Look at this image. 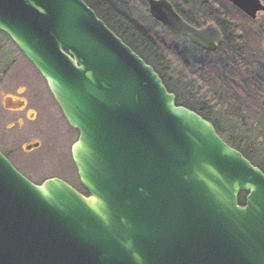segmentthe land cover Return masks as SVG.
<instances>
[{
  "label": "water",
  "instance_id": "water-1",
  "mask_svg": "<svg viewBox=\"0 0 264 264\" xmlns=\"http://www.w3.org/2000/svg\"><path fill=\"white\" fill-rule=\"evenodd\" d=\"M145 1L195 46L224 43L214 22ZM229 1L253 20L264 12L263 0ZM0 31L79 132L72 157L88 193L60 177L36 184L0 150V264H264V171L85 0H0Z\"/></svg>",
  "mask_w": 264,
  "mask_h": 264
},
{
  "label": "trees",
  "instance_id": "trees-1",
  "mask_svg": "<svg viewBox=\"0 0 264 264\" xmlns=\"http://www.w3.org/2000/svg\"><path fill=\"white\" fill-rule=\"evenodd\" d=\"M85 1L155 68L179 104L211 121L227 143L264 171V51L259 46L262 32L250 27L251 18L229 0H182L189 10L180 7L179 0H170L190 23L203 26L212 21L223 30V45L195 58L167 45L120 0ZM0 53L1 60L7 53ZM76 188L87 193L82 184ZM246 195L241 194L242 204Z\"/></svg>",
  "mask_w": 264,
  "mask_h": 264
},
{
  "label": "rangeland",
  "instance_id": "rangeland-1",
  "mask_svg": "<svg viewBox=\"0 0 264 264\" xmlns=\"http://www.w3.org/2000/svg\"><path fill=\"white\" fill-rule=\"evenodd\" d=\"M120 1L135 17L142 18L153 27L167 45L178 47L180 52H185L195 58L205 57V51L195 46L189 38L176 35L159 22L156 23L142 0ZM179 1L180 7L185 10L190 9L181 4L182 0ZM249 25L253 29L261 30L259 46L264 51V12L259 14L257 19L252 20ZM1 49L7 54L4 56L2 53L3 57L0 60V145L7 151L13 150L14 161L23 171L31 173L36 179L59 175L72 185L80 187L77 168L70 156V147L77 140L78 131L71 128L60 117L61 113L54 103L45 79L4 32H0ZM22 84L27 85V90L21 98L29 97V105L36 107L39 111L33 120L25 118L26 109L23 111L10 109L16 108L17 104L12 106L8 96L15 91L18 85ZM4 99L6 105L3 104ZM42 99L44 105L48 104L54 115L42 105ZM33 115L29 113V118ZM35 141H41L42 145L39 149L32 152L22 150L23 145ZM37 167L39 172L34 175L32 171Z\"/></svg>",
  "mask_w": 264,
  "mask_h": 264
},
{
  "label": "flooded vegetation",
  "instance_id": "flooded-vegetation-1",
  "mask_svg": "<svg viewBox=\"0 0 264 264\" xmlns=\"http://www.w3.org/2000/svg\"><path fill=\"white\" fill-rule=\"evenodd\" d=\"M46 82V81H45ZM48 86V85H47ZM49 89V88H48ZM27 90V85L25 86V84H22V85H18L16 88H15V91L14 92H11V94L8 96L9 97V102L12 104V106H15L17 104V107L16 108H10L11 110H16V111H23L24 109H26V114H25V118H28L30 120H33L36 118L37 114L39 113L38 109L34 106H30V99L29 97H26L24 96L23 98H21V95L24 94ZM50 91V90H49ZM51 93V92H50ZM52 95V94H51ZM53 97V95H52ZM53 100H54V103L56 104V106L58 107L59 111H60V117H62L66 123L67 120L61 110V108L59 107V105L57 104V102L55 101L54 97H53ZM41 103L42 105H44V100L42 99L41 100ZM3 104L6 105V102H5V99L3 100ZM44 106H46L48 108V110L50 111V113L52 114V109L49 108V105L45 104ZM29 113L31 114H34L32 116V118H29ZM47 115V114H46ZM54 115V114H52ZM48 116V115H47ZM56 117V116H55ZM69 125V124H68ZM70 126V125H69ZM12 127V126H11ZM71 127V126H70ZM7 128H10V126H7ZM72 128V127H71ZM79 133V132H78ZM39 142V146L37 147H33L31 149H27V146L30 145V144H35V143H38ZM1 144V143H0ZM42 143L41 141H35V142H32V143H27L25 145H23L22 147V150L26 151V152H32L33 150H37L41 147ZM0 150L5 154V156H7L11 162L14 164V166L19 170L21 171L25 176H27L30 180H32L34 183L36 184H42L46 179L48 178H52V177H61L59 175H53V176H44L42 177L41 179H36L33 175H31V173H28V172H25L23 171L15 161H14V151L13 150H6L5 148H3L1 145H0ZM70 156H71V159H73L72 157V145L70 147ZM38 167L36 169H34L32 171V173L34 175H36L38 173ZM40 174V173H39ZM88 195V194H87Z\"/></svg>",
  "mask_w": 264,
  "mask_h": 264
}]
</instances>
